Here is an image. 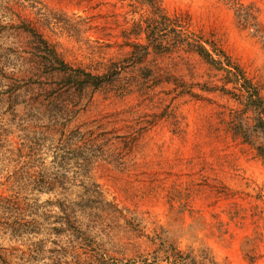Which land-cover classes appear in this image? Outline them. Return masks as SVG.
Returning <instances> with one entry per match:
<instances>
[{"label": "rangeland", "instance_id": "obj_1", "mask_svg": "<svg viewBox=\"0 0 264 264\" xmlns=\"http://www.w3.org/2000/svg\"><path fill=\"white\" fill-rule=\"evenodd\" d=\"M241 1L264 24V0ZM161 2L264 95V47L226 0ZM111 7L0 0V264L153 263L159 227L199 259L264 264V164L226 132L236 102L220 86L233 85L193 54L122 61L128 48L103 46ZM22 19L74 66L101 73L102 56L121 59L118 79L64 90L43 63L12 60L9 47L33 45Z\"/></svg>", "mask_w": 264, "mask_h": 264}, {"label": "trees", "instance_id": "obj_2", "mask_svg": "<svg viewBox=\"0 0 264 264\" xmlns=\"http://www.w3.org/2000/svg\"><path fill=\"white\" fill-rule=\"evenodd\" d=\"M77 4L95 8H108L107 23L103 28H115L114 32L107 30L104 47L115 45L118 49L128 48L122 57L126 63L133 65L142 63L153 53L157 56L182 57L183 53L198 56L206 64L223 72V82L231 83L230 92L236 102L235 109L231 110L227 122L226 132L233 139L251 146L255 155L264 164V95L261 86L246 76L243 69L222 48L216 38L202 30L192 27L190 16L185 12L169 13L165 10L161 0H76ZM233 9L237 22L244 28H249L252 34L264 47V24L257 18L254 5L241 0H226ZM20 26L33 41L31 47H9V58L20 60L19 53H25L43 63L49 70V75L61 74L65 79L59 86L64 90L71 87L84 89L91 85L93 88L111 84L121 73L120 60L113 56H102L101 73L67 62L56 47L42 33L41 29L30 20L22 19ZM40 20V18H39ZM108 23L114 25H108ZM8 53L4 54L7 55ZM3 56V55H1ZM7 59V58H6ZM104 59V60H103ZM121 61V62H122ZM217 87L205 88L214 91ZM122 88L119 94L123 93ZM264 221V219H263ZM136 225V224H135ZM264 228V223H263ZM149 239L155 243L152 262L148 258L143 264H215L208 252L200 249L201 258H197L192 250H182L176 240L166 229L159 227L153 230ZM121 264H128L123 262ZM137 264V263H132Z\"/></svg>", "mask_w": 264, "mask_h": 264}]
</instances>
